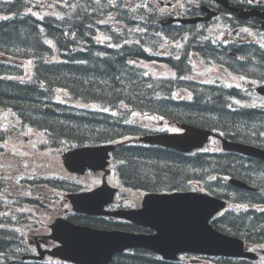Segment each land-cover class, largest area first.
<instances>
[{"label": "trees", "instance_id": "trees-1", "mask_svg": "<svg viewBox=\"0 0 264 264\" xmlns=\"http://www.w3.org/2000/svg\"><path fill=\"white\" fill-rule=\"evenodd\" d=\"M72 1L76 2L72 11L62 7V15L38 18L21 12L28 8L25 0H0V109L12 110L25 125L53 136L54 146L60 151L89 144L118 143L114 160L120 165L122 181L134 189L156 192L190 189L194 181H201L216 195L230 198L234 192L244 201L264 203V161L260 159L222 150L183 154L160 146L131 143L133 136L148 132L134 120L140 113L170 123H189L222 132L231 140L264 148V104L254 92L252 82L244 89L223 82L200 84L187 79L193 72L191 51L195 50L196 39L208 38L202 31L187 30L189 40L178 51L180 57L175 55L173 46L169 57H150L147 50L154 41L145 36L163 32L157 30L156 19L148 13L139 12L136 17L144 39L128 45L119 39L100 37L98 28L104 11L89 5V0ZM119 18L129 23L133 15L121 13ZM170 37L173 38L171 34ZM209 42H202L206 60L216 58L219 53ZM234 51L244 56L243 60L234 58L236 65L245 66L233 71L264 83V51L254 44L235 47ZM28 61L32 65L29 76ZM161 64L168 65L174 75L161 74L155 68ZM183 89L190 91V98L176 96L179 91L183 95ZM92 104L102 108L90 110L80 106ZM47 106L56 111H48ZM227 176L256 184L260 192L239 190L227 183ZM243 212L240 216L226 214L216 224L217 228L249 243H261L264 251V227L260 229L264 211ZM0 233L3 235L5 231ZM2 235L0 255L8 258L7 254L15 250L8 248ZM230 263L226 260L223 264ZM118 264L181 263L162 261L151 252L138 250L120 257Z\"/></svg>", "mask_w": 264, "mask_h": 264}, {"label": "water", "instance_id": "water-1", "mask_svg": "<svg viewBox=\"0 0 264 264\" xmlns=\"http://www.w3.org/2000/svg\"><path fill=\"white\" fill-rule=\"evenodd\" d=\"M250 14L247 13L246 16ZM258 91L264 95V86L259 87ZM182 127L186 130L183 133L152 135L143 140L189 152L194 148L202 147L212 135L210 130L194 126ZM223 145L227 150L264 159V149L228 140H224ZM112 149V146L78 148L65 154V163L71 171H84L86 165L98 169L104 166L107 154ZM232 182L240 187L248 188L241 181L232 180ZM103 191L98 189L86 196L71 197L75 203L97 204V201L102 198ZM108 201L109 199L104 200L100 207ZM224 206L225 202L222 199L203 193H152L146 196L143 209L120 215L150 226L157 231L156 234L91 231L90 236L79 234L80 236L71 240L72 244H66L61 251L54 252V255L80 264H108L115 253L122 252L126 248L147 247L161 253L166 259H176L178 253L184 251L224 255L245 254L254 257V253L243 252L241 239L219 232L209 223L210 218ZM74 232H76L75 229L74 231L67 229V235L64 237L68 239ZM81 234L86 233L82 231Z\"/></svg>", "mask_w": 264, "mask_h": 264}, {"label": "flooded vegetation", "instance_id": "flooded-vegetation-1", "mask_svg": "<svg viewBox=\"0 0 264 264\" xmlns=\"http://www.w3.org/2000/svg\"><path fill=\"white\" fill-rule=\"evenodd\" d=\"M100 10L104 12H113L114 15L121 12H129L133 15V19L129 22V27H123V32L127 36L134 37L130 40L131 43H136L134 41L136 37L140 35L141 27L138 28L140 26L138 24L140 20L136 18L139 17L138 14H136L138 11L150 13L152 18L156 19L155 21L157 24V30L161 29V31L166 36H169V32L171 31L179 35L181 37L180 39H186V36H184L185 33H183L184 31L194 29L200 32L201 28L208 25L212 26V24L215 22L225 24L227 29H231L232 26H236L237 28L234 31L235 34L240 32V30L243 28L240 26L243 24L252 25L257 29L264 31V0H101ZM209 11L216 12L217 15L212 20L208 21L207 16ZM249 11H254L256 13L258 12L260 15L254 14L248 18H245L241 15L243 12L245 13ZM186 17H197L202 20L194 24L182 23L179 21L180 18ZM170 19H175V21L170 22ZM118 25L121 26V23H118ZM151 36L152 38H158L160 36L159 31L154 34L151 33ZM209 44L216 48L215 44L212 42H209ZM204 46L205 45H203L201 42V38H197L194 46L196 53H194V55L198 56L199 54H203L202 48ZM14 174L16 175V173ZM6 183V181H2L0 183V196H2L3 199L6 192L8 193L9 190L8 186L5 187ZM35 186L44 188V190L40 189L36 191V194L40 195L43 192L45 195L43 197L41 196L40 198L31 196L26 197L27 203L37 209L35 214L32 215V221L36 223L40 222L41 214L53 213V210H57L55 217H70V215H74V212L70 209V207H68V205H63V203L58 204L59 201L56 198L55 191H53V179H51L49 182L38 181L35 183ZM35 186H18L17 189H21L20 192L28 191V189L32 191L34 190ZM47 187L49 188V192H46L48 190ZM140 206V199L132 201L128 196H123L117 202L110 205V209L117 210L123 207L139 208ZM82 217L88 220V222H91L92 226L98 228L109 227L121 228L131 232H146L144 227L124 219L111 217L108 219L107 217L100 215H84ZM35 227L33 230H35ZM38 231L39 229L37 232L32 234L34 237L32 240H30L32 243H36L37 245L40 244V246H43L44 248H53L56 245L54 240L46 236L47 234L45 230H40V232ZM4 239L8 241V245L10 247V240L8 236L5 235ZM204 257L205 256H196L195 258H198L196 259L197 263L204 264Z\"/></svg>", "mask_w": 264, "mask_h": 264}, {"label": "rangeland", "instance_id": "rangeland-1", "mask_svg": "<svg viewBox=\"0 0 264 264\" xmlns=\"http://www.w3.org/2000/svg\"><path fill=\"white\" fill-rule=\"evenodd\" d=\"M40 5V4H39ZM50 11L53 10V8H48ZM48 13L47 11H44L42 13L39 14H45ZM208 31L219 36L222 40H227L229 38H233V33L232 31H230L229 33H227L226 31V27L225 24H222L220 22H215L212 24V26H210L208 28ZM249 37L250 38H255L257 39L259 42H261L262 44H264V33H249ZM227 42V41H225ZM194 68H195V72L196 74L193 75V77L199 81L202 82H211L212 79L214 78H220L223 79L224 81H226L227 84L232 85L235 84L236 79H238L237 77L233 76L232 74H230L226 67L222 66V64L219 63H205L203 61H201L200 59H196L194 61ZM161 70H163V73H166L167 69L164 70V66H162L160 68ZM239 80H241L239 78ZM245 81H248L247 79H245ZM262 103L264 104V100L262 101ZM99 105H92V106H88L87 108H99ZM6 116V115H5ZM5 116H1L0 115V123L4 122V126L9 128V120H5ZM141 120V123L143 125H145L146 127L150 128V129H166L169 131H177L178 127L173 125H170L168 123H163L160 122L158 120L155 119H150L148 117H139ZM5 120V121H4ZM43 137L40 133H38L35 130H31L28 133H22V135H16V132H11V136L9 137L8 141L5 142L6 145V149L2 152V154H0V160L4 159V161L7 160H15L13 158L12 152L15 151L17 153H19L20 155L24 156L25 158H28V160L31 163V166H35L37 168H40L44 173L46 174H50V172L56 173L57 171H60L61 173L64 172L65 167L64 164L62 162L61 159H53L50 156L48 157H40L39 155L35 154L34 149L35 147L40 144V142L42 141ZM213 143V142H212ZM30 158H33L30 159ZM34 159H37V162H34ZM13 166L7 167L5 169L4 173H1L2 177L4 178H11V175L8 173V171H18L20 166H21V162L16 161L13 162ZM29 165V163H27ZM112 165V164H111ZM58 166L60 167L59 170ZM113 168V166H112ZM66 171V170H65ZM53 177H57L56 174L53 175ZM110 179L112 181L117 182V178L114 174H112L110 176ZM143 196V195H141ZM140 195H136L135 197L138 199H141ZM46 215H41L42 220L45 219ZM32 222V221H31ZM43 224L40 223L35 227V230L33 231V233L37 232V230L42 226ZM45 231H49V229L45 226V228L43 229ZM262 261H264V258L262 259Z\"/></svg>", "mask_w": 264, "mask_h": 264}]
</instances>
